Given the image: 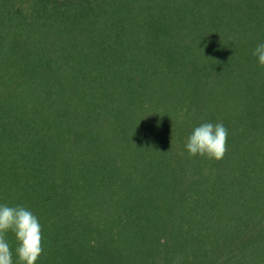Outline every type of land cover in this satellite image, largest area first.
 Wrapping results in <instances>:
<instances>
[{"label": "trees", "instance_id": "obj_1", "mask_svg": "<svg viewBox=\"0 0 264 264\" xmlns=\"http://www.w3.org/2000/svg\"><path fill=\"white\" fill-rule=\"evenodd\" d=\"M260 43L264 0H0V204L36 264H264Z\"/></svg>", "mask_w": 264, "mask_h": 264}, {"label": "clouds", "instance_id": "obj_2", "mask_svg": "<svg viewBox=\"0 0 264 264\" xmlns=\"http://www.w3.org/2000/svg\"><path fill=\"white\" fill-rule=\"evenodd\" d=\"M264 68V43L252 53ZM228 129L222 122H204L188 136L185 148L192 157L221 160L227 152ZM11 232L16 240L15 264H36L44 251L42 226L38 217L23 205L0 204V264H14L13 250L6 236Z\"/></svg>", "mask_w": 264, "mask_h": 264}]
</instances>
